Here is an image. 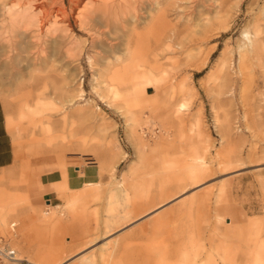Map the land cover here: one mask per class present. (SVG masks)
<instances>
[{
  "label": "rangeland",
  "instance_id": "rangeland-1",
  "mask_svg": "<svg viewBox=\"0 0 264 264\" xmlns=\"http://www.w3.org/2000/svg\"><path fill=\"white\" fill-rule=\"evenodd\" d=\"M134 1L0 0V102L15 151L0 168L12 210L0 234L16 222L14 246L44 264H87L86 252L97 264H264V0ZM246 27L259 47L244 93ZM12 60L25 66L18 77ZM29 73L40 78L27 96ZM42 169L59 174L48 199ZM124 179L151 209L186 192L103 238L104 197Z\"/></svg>",
  "mask_w": 264,
  "mask_h": 264
},
{
  "label": "bare ground",
  "instance_id": "bare-ground-1",
  "mask_svg": "<svg viewBox=\"0 0 264 264\" xmlns=\"http://www.w3.org/2000/svg\"><path fill=\"white\" fill-rule=\"evenodd\" d=\"M136 1V0H135ZM134 1V2H135ZM133 2V1H131ZM137 3V2H136ZM44 4V3H42ZM130 5V4H129ZM136 5V4H135ZM43 7H46L45 4L42 5ZM48 9V8H47ZM262 10L264 12V6H262ZM262 12V11H261ZM48 14V13H47ZM262 14V13H261ZM84 25V24H83ZM19 29V28H18ZM16 33V32H15ZM255 33V32H254ZM16 35V34H15ZM243 37H244V40L242 42L239 43V46H238V53H239V69H240V72L243 76V79L245 81V84L243 85V88L241 89L244 93L246 92L247 90V85L246 83H250L251 80L253 79V71H254V67H252L249 63H247L248 61H250V58H255V54H256V51H257V48L259 47V43H258V40L256 38V36L253 34V32L249 29V28H245L243 30ZM56 41V40H55ZM60 43V42H58ZM18 44H16L15 47H17ZM50 45V44H49ZM55 45V44H53ZM6 46V45H5ZM51 47V46H49ZM26 48V47H25ZM5 49V48H4ZM17 49V48H16ZM27 49V48H26ZM59 49V48H57ZM2 50V49H1ZM18 50H20L18 48ZM55 50V48H54ZM126 50V49H125ZM16 51V50H15ZM50 51V50H49ZM233 51V50H232ZM22 52V51H21ZM212 52V51H211ZM258 52V51H257ZM127 53V52H125ZM52 54V53H51ZM55 54H56V51H55ZM58 54V53H57ZM210 54V53H209ZM50 55V53H49ZM131 55V54H130ZM13 57V56H12ZM15 57V55H14ZM21 57V56H20ZM19 57V58H20ZM47 57V56H46ZM10 59V58H9ZM18 60V58H16ZM46 59V58H44ZM227 59V58H226ZM254 60V59H252ZM3 61V60H2ZM205 61V60H203ZM13 62V60H12ZM251 62V61H250ZM254 62V61H253ZM11 63V62H10ZM9 63V64H10ZM202 63V62H201ZM3 65V64H2ZM4 65H7V64H4ZM3 65V66H4ZM11 72L13 74H15V76L22 73L23 70L25 68V66L21 65V61L17 62V61H14L12 64H11ZM203 65V64H201ZM3 66H2V69H3ZM200 66V65H199ZM9 69V68H8ZM0 70H1V67H0ZM6 71V69H3ZM26 70V69H25ZM4 71V72H5ZM7 72H10L7 70ZM25 72V71H24ZM11 75V74H10ZM9 75V76H10ZM142 75V74H141ZM2 75L0 74V77ZM14 76V75H12ZM28 79L30 80V83L26 84L27 87H30V91L28 92L27 96H30L32 95V91L34 88H36L38 86V83H39V76L34 74V73H29L28 74ZM4 78V77H2ZM16 78V77H15ZM120 78V77H119ZM10 79V78H9ZM123 79V78H122ZM144 80V79H143ZM119 80L116 81V83L118 82ZM131 81V80H130ZM184 82V81H183ZM182 82V83H183ZM121 83V82H119ZM125 83V82H124ZM127 83V82H126ZM140 83V82H139ZM142 83V82H141ZM181 83V84H182ZM114 84V83H113ZM116 89H119L118 87ZM174 89V88H173ZM178 91V90H177ZM118 92V91H117ZM115 92V93H117ZM179 92V91H178ZM241 92V91H240ZM241 92V93H243ZM241 94L242 95H244ZM115 95V94H114ZM38 98L41 99V95L39 93L38 95ZM38 104L40 105L41 104V101L38 102ZM38 105V106H39ZM184 106L183 104L181 105V107ZM162 140V139H161ZM167 140V139H166ZM165 140V141H166ZM167 142V141H166ZM169 142V141H168ZM163 140L160 141L159 143H157L158 145H163ZM166 144V143H165ZM198 150V149H197ZM198 159H202L204 158V156L202 154L198 155L197 157ZM196 163V162H195ZM62 169L64 170V172L66 174H68V169H67V166H66V163L63 164L62 166ZM127 179H124L123 181L120 180L118 182L117 185H115L114 187H112L111 189L108 190V192L106 193V196L104 197L105 198V216L104 218L102 219V224L105 228H103L104 230V236L103 238H108L109 236H111L112 234H114L115 232H117L118 230L124 228V227H127L129 224H132L134 222H136L137 220H139L140 218H143L147 215H150L156 211H158L159 209L163 208L164 206H166L167 204H169V202H173L174 200H178L180 198H182L184 195H185V192L186 190H182L180 193H178L177 195H175L174 197H172L171 199H169L168 201H165V202H162L160 203L159 205L155 206L153 209H151L152 207H144L143 204L137 202L136 200H133V197H132V190H133V187H131V184L127 183L125 184V181ZM127 182V181H126ZM131 183V182H130ZM200 184V183H199ZM98 185V184H97ZM133 185V183H132ZM200 186V185H199ZM138 187V186H137ZM136 187V189H137ZM95 188V187H94ZM135 188V187H134ZM135 189V191H136ZM225 189L226 188H221L220 191L217 193L215 199H216V202H218L219 200H221V197H222V193L225 192ZM138 190V189H137ZM141 190V189H140ZM106 191V190H105ZM134 191V190H133ZM134 191V192H135ZM133 192V193H134ZM144 192V190H143ZM143 192H140L141 194ZM146 193V192H145ZM226 193V192H225ZM137 194H138V191H137ZM136 194V195H137ZM135 195V196H136ZM138 198V196H136ZM140 197V196H139ZM142 197V196H141ZM140 197V198H141ZM6 196L4 195H0V225L1 226H6L7 224V220H8V217L9 215L12 213V210L6 200ZM225 214H221L220 212L217 211V213L215 214V218L217 220H222L224 219V216ZM41 216H45V215H41ZM52 222L53 219L52 218H42V223H49V222ZM99 221V219H98ZM16 225V222H11L10 224V228L11 230H9V232L11 231V235L10 237H7L8 241L10 240V243L13 245V247L17 250V248L14 246V242H13V238L16 236L17 232L12 229V226L13 225ZM53 228H58V227H61L62 226V223L60 221H57L55 223H52L51 224ZM102 226V227H103ZM100 227V224L95 223L93 225V228L91 227V230L87 231V232H92V230H97L98 228ZM90 229V228H88ZM98 232V231H97ZM96 234V233H95ZM194 234V233H193ZM93 237V236H92ZM97 239H98V236H95L94 238H92L91 240L88 241V243L90 244L88 247H85L83 249H81V251H79L77 254H82L83 252H85L86 250H88L89 248H91V246H93L96 242H97ZM87 241V240H86ZM86 243V242H85ZM108 243V240L103 242L102 246H101V251H102V255L105 256L107 253H108V250H110V247L107 245ZM105 244V245H104ZM106 246V247H105ZM121 248V247H119ZM194 249V248H193ZM205 251V250H204ZM18 252V255H21L19 253V251L17 250ZM88 252L86 253H83V260L87 263V264H95L96 261H95V258L93 257V254H87ZM114 253V252H113ZM184 253V251H183ZM258 253V250H256V254ZM259 253H260V250H259ZM87 254V255H86ZM121 254V253H120ZM201 254V253H200ZM198 254V255H200ZM101 255V254H100ZM73 256H76V255H73ZM21 257H23L21 255ZM45 258V256H44ZM70 258H73L72 256L71 257H67L66 259H63L61 260L59 263L57 264H65L67 262V260H69ZM27 259V258H25ZM30 263H33V264H44L42 261H31L29 259H27ZM98 261V259H96ZM116 261V260H115ZM97 264V263H96ZM115 264V263H114ZM184 264H237L235 262V260L233 258H231L229 255L228 256H225V257H222L220 261L216 260L215 258H213L212 256H209L208 258H206L205 260H197L196 257L192 258L191 260H189L188 262L184 263Z\"/></svg>",
  "mask_w": 264,
  "mask_h": 264
},
{
  "label": "crops",
  "instance_id": "crops-1",
  "mask_svg": "<svg viewBox=\"0 0 264 264\" xmlns=\"http://www.w3.org/2000/svg\"><path fill=\"white\" fill-rule=\"evenodd\" d=\"M15 161V151L12 144L11 135L6 126V119L2 104L0 102V168L10 166ZM40 173V180L43 187L39 188V194L48 199L49 195L55 193V189L52 187V183L59 181L58 173L55 170H46ZM69 174L70 186H78L81 183L75 182L74 178Z\"/></svg>",
  "mask_w": 264,
  "mask_h": 264
},
{
  "label": "built area",
  "instance_id": "built-area-1",
  "mask_svg": "<svg viewBox=\"0 0 264 264\" xmlns=\"http://www.w3.org/2000/svg\"><path fill=\"white\" fill-rule=\"evenodd\" d=\"M12 229L16 231L15 224ZM0 264H28V260L18 255L10 240L8 241L7 237L2 234H0Z\"/></svg>",
  "mask_w": 264,
  "mask_h": 264
}]
</instances>
